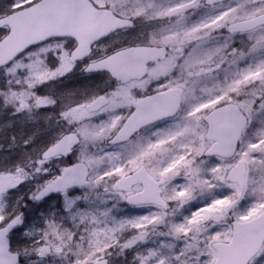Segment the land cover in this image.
<instances>
[{"label":"snow or ice","instance_id":"6c2138e0","mask_svg":"<svg viewBox=\"0 0 264 264\" xmlns=\"http://www.w3.org/2000/svg\"><path fill=\"white\" fill-rule=\"evenodd\" d=\"M0 115V264H264V0H0Z\"/></svg>","mask_w":264,"mask_h":264},{"label":"flooded vegetation","instance_id":"af4514ba","mask_svg":"<svg viewBox=\"0 0 264 264\" xmlns=\"http://www.w3.org/2000/svg\"><path fill=\"white\" fill-rule=\"evenodd\" d=\"M88 83H89L88 81H86L81 75H79L77 73L76 75L70 76V78L68 80H66L64 82V84L57 85L56 88H57V91H59V90H76V89L84 88L85 86L88 85ZM1 121H2V115L0 117V123H1ZM11 131H12V129H9L8 133L10 134ZM54 197L55 196H53L51 199H49L48 204L41 203L40 205H38V207H40V209L44 210V211L48 210L49 203L52 201V199ZM50 204H52V203H50ZM52 205L55 206L54 204H52Z\"/></svg>","mask_w":264,"mask_h":264},{"label":"rangeland","instance_id":"374dc122","mask_svg":"<svg viewBox=\"0 0 264 264\" xmlns=\"http://www.w3.org/2000/svg\"><path fill=\"white\" fill-rule=\"evenodd\" d=\"M0 117H1V115H0ZM3 119H4V120H3ZM6 119H7L6 117L2 116V121H1L0 125H3V124L5 123V121H6ZM39 126H40L41 128H43V127H44L43 122H40V125H39ZM33 127H34V126H31V125L28 126V127L25 129V131L30 132V131L33 130ZM10 129H12L11 132H13V131H19V126H18V125H15L13 128H10ZM8 131H9V129L7 130V132H8ZM11 132H10V133H11ZM0 135H3V133H0ZM42 136H43V134H42ZM41 138H42V137H41ZM6 142L8 143L7 139L0 140V143H6ZM0 155H3V153H0ZM33 183H35V182H33ZM25 191H26L25 187H24V186H21L20 193H18V194H21V195H22ZM54 200H55V197L52 199V201H51L50 203L54 204ZM50 203H49V204H50ZM36 207H38V205H37ZM38 208H39V211H44V210H41L40 207H38ZM129 209H130V208L125 209V211H128V212H129ZM25 211L28 213L29 217H31V215L34 214L32 208L26 209ZM136 211H138V210H136V209H132L131 212H132V214H135Z\"/></svg>","mask_w":264,"mask_h":264},{"label":"trees","instance_id":"16d2710c","mask_svg":"<svg viewBox=\"0 0 264 264\" xmlns=\"http://www.w3.org/2000/svg\"><path fill=\"white\" fill-rule=\"evenodd\" d=\"M25 199H27V198L25 197Z\"/></svg>","mask_w":264,"mask_h":264}]
</instances>
